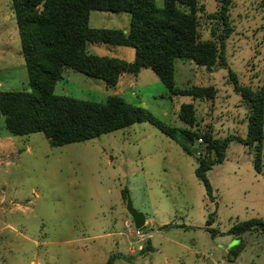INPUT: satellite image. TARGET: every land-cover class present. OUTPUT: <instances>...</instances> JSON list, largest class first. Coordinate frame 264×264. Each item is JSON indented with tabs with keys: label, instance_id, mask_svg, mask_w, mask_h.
Returning <instances> with one entry per match:
<instances>
[{
	"label": "rangeland",
	"instance_id": "rangeland-1",
	"mask_svg": "<svg viewBox=\"0 0 264 264\" xmlns=\"http://www.w3.org/2000/svg\"><path fill=\"white\" fill-rule=\"evenodd\" d=\"M12 5L0 0V91L31 92ZM156 5L163 7L164 0ZM199 5L200 39L219 40L221 2ZM129 19L125 12L92 10L89 25L123 28ZM229 22L227 66L175 61L176 87L213 86V97H169L148 67L125 73L116 87L72 69L54 85L55 94L79 100L121 94L166 124L195 131L192 153L149 119L58 146L42 131L12 134L0 112V264H264V232H230L239 222L264 219V145L258 171L255 147L230 143L226 159L207 172L213 197L195 172L201 158L214 157L205 132L246 136L250 109L230 69L253 89L264 81V0H231ZM114 47L96 51L134 60V48ZM183 103L194 107L193 125L180 117ZM128 198L146 216L141 228L127 210ZM241 242L244 248L233 258L229 251Z\"/></svg>",
	"mask_w": 264,
	"mask_h": 264
},
{
	"label": "trees",
	"instance_id": "trees-1",
	"mask_svg": "<svg viewBox=\"0 0 264 264\" xmlns=\"http://www.w3.org/2000/svg\"><path fill=\"white\" fill-rule=\"evenodd\" d=\"M219 1L224 24L219 40H201L198 13L203 7L199 5L200 0H164L163 7H158L156 0H12L31 92L0 91V112L9 132L23 136L42 131L53 145L60 146L89 140L149 119L184 150L192 153L189 144L197 135L195 131L170 126L121 94L116 93L105 101L97 102L58 95L53 89L68 69L101 79L108 87H116L123 74L137 75L142 68L148 67L166 85L169 97H213V86L176 87L175 61L184 58L208 68L216 64L227 66L225 50L226 39L232 31L229 22L231 0ZM92 10L129 13L128 31L91 27L89 16ZM91 44L133 47L135 58L129 61L95 54L90 51ZM229 73L234 88L250 109L248 128L245 137L228 135L220 138L209 132L202 135L208 152L214 157L201 158L195 172L210 197H213L212 186L207 172L226 159V151L232 141L255 147L254 165L258 171L262 170L264 81L253 89L240 83L233 70L230 69ZM180 117L186 123L194 124L195 112L191 103L182 104ZM122 195L127 197L128 190L122 189ZM247 231L264 232V219L245 220L230 230L236 235ZM243 248L244 243L241 242L233 246L229 254L237 257ZM107 264H111V260Z\"/></svg>",
	"mask_w": 264,
	"mask_h": 264
},
{
	"label": "water",
	"instance_id": "water-1",
	"mask_svg": "<svg viewBox=\"0 0 264 264\" xmlns=\"http://www.w3.org/2000/svg\"><path fill=\"white\" fill-rule=\"evenodd\" d=\"M127 210L134 220L135 227H143V225L146 223V216L143 212L137 210L134 207L133 202L130 198L127 199Z\"/></svg>",
	"mask_w": 264,
	"mask_h": 264
},
{
	"label": "crops",
	"instance_id": "crops-1",
	"mask_svg": "<svg viewBox=\"0 0 264 264\" xmlns=\"http://www.w3.org/2000/svg\"><path fill=\"white\" fill-rule=\"evenodd\" d=\"M103 11H105V10H103ZM91 13V12H90ZM125 13H127V12H125ZM129 16H130V14L129 13H127ZM89 18H90V16H89ZM130 21H131V16H130V19H129V25L127 26V25H125L123 28H120V29H124V30H126V31H128V29H129V27H130ZM95 28H98V27H95ZM107 28V27H106ZM91 45H99L98 47H95L96 48V50L98 49V50H100V48H102V46L103 45H105V46H108V48L111 50V51H113V50H116L115 49V47L114 46H110V45H108V44H91ZM133 48V47H132ZM93 51H91L92 53H95V54H99V55H110V54H101V53H98L95 49H92ZM133 53H132V51L130 52V55H132ZM116 55V54H115ZM114 55V56H115ZM134 55H135V50H134ZM110 56H113V55H110ZM117 57H120V56H118V55H116ZM121 58V57H120ZM135 58V57H134ZM124 59V58H123ZM124 75V74H123ZM121 78H122V76H121ZM147 220V219H146Z\"/></svg>",
	"mask_w": 264,
	"mask_h": 264
}]
</instances>
